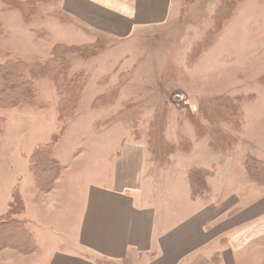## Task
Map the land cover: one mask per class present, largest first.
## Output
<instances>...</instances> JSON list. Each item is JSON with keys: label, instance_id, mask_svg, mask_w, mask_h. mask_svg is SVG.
Instances as JSON below:
<instances>
[{"label": "rangeland", "instance_id": "374dc122", "mask_svg": "<svg viewBox=\"0 0 264 264\" xmlns=\"http://www.w3.org/2000/svg\"><path fill=\"white\" fill-rule=\"evenodd\" d=\"M222 3L223 0H176L177 13L168 23V30L148 35L149 40L143 35L130 47L113 50L115 44L105 35L86 29L91 38L74 41L79 46L68 51L65 44L70 43L66 41H70L67 31L71 28L64 24L70 19L63 12L62 0H0V63L16 64L31 79L37 93L35 106L0 110L7 121L0 133V217L8 213L16 188L29 207L28 215H35L29 157L37 146L50 143L52 136L64 129L65 135L55 147V155L63 165L72 163L64 178L78 166L81 172L82 163L98 170L101 140L105 138L107 147L113 149L115 145L109 142L115 136L130 138L132 124L136 130L146 125L145 120L140 124L146 105H159L171 95L174 101L179 88L187 91L192 109L201 99L210 100L223 93L244 97L241 122L245 127L227 157L235 160L233 164L242 163L246 156L264 161V0L239 2L232 18L216 32L209 49L190 63L193 47L216 28ZM128 56L132 61L138 58L132 66ZM41 69H46V76L39 73ZM161 72L164 76H158ZM59 74L64 81L67 77L80 87L81 94L75 98L77 103L70 114L57 89ZM115 89L122 96L119 94L113 105H93L97 97H109ZM141 91L143 94L138 95ZM130 103H137L131 111ZM185 110L186 120L191 114L188 108ZM227 129L234 133L232 128ZM189 130L195 132L187 123L183 131L188 134ZM110 151L107 149V153ZM83 153L86 155L73 162ZM108 161L100 162L101 168L112 163ZM109 172L110 167L104 174L111 176ZM250 186L235 188L234 196L248 199L251 205L257 202L258 193ZM240 214L241 210H234L232 217ZM13 217L24 219L27 214ZM28 227L34 232L32 226ZM247 248L256 251L254 245Z\"/></svg>", "mask_w": 264, "mask_h": 264}, {"label": "crops", "instance_id": "0c3cea01", "mask_svg": "<svg viewBox=\"0 0 264 264\" xmlns=\"http://www.w3.org/2000/svg\"><path fill=\"white\" fill-rule=\"evenodd\" d=\"M174 1L62 0L63 12L70 19L64 26L71 28L67 31L70 41H66L70 43L65 45L79 46L74 41L89 40L87 29L105 35L115 44L113 50L130 47L143 35L148 39L152 33L168 30L177 13ZM137 59L127 57L131 66ZM177 91L182 96L178 102L171 95L159 105H146L140 120L146 125L138 126L137 131L132 124L127 128L128 139L115 136L109 142L115 145L113 149L103 138L98 170L82 163L81 172L78 166L64 178L72 163L60 162L63 171L51 192H41L34 184L32 211L35 207L36 213L28 215L29 207L24 202L27 218L23 220L34 230L37 249L29 255L5 249L0 252V264H264V184L250 182L243 162L233 164L235 160L227 157L232 150L229 154L216 152L209 137H197L190 116L198 115L200 102L209 99H201L192 109L187 91ZM119 94L122 96V92ZM221 96L239 97L225 93L215 97ZM130 104L131 111L137 103ZM184 106L191 114L186 120ZM163 109L167 112L166 140L178 147L185 138L192 145L189 152L177 149L171 163L164 167L150 152L148 134L150 122ZM243 115L244 105L242 119ZM187 123L195 132L184 133ZM228 125L223 123L221 127L238 139L244 122L240 129ZM107 149L111 151L107 153ZM83 155L73 157V162ZM106 159L112 163L101 168L100 162ZM109 167L111 176H106ZM193 170L207 172L208 194L193 195ZM244 184L252 185L258 193L257 202L250 205L248 199L234 196L235 188ZM234 210H241L240 216L232 217ZM251 245L256 251L247 248Z\"/></svg>", "mask_w": 264, "mask_h": 264}, {"label": "trees", "instance_id": "16d2710c", "mask_svg": "<svg viewBox=\"0 0 264 264\" xmlns=\"http://www.w3.org/2000/svg\"><path fill=\"white\" fill-rule=\"evenodd\" d=\"M243 0H223L220 7L216 28L209 31V34L196 44L191 53V64L194 63L202 53L209 49L211 42L217 35L216 32L222 30L225 22L229 21L236 5ZM70 50H76L77 46H68ZM32 70H29L31 72ZM43 76L47 75L46 69L39 70ZM33 76L36 73L31 72ZM59 77V78H57ZM57 89L65 99L66 113L70 114L73 106H76V97L80 94L79 84L61 74L56 76ZM61 82V83H60ZM31 79L28 78L18 66L12 62L0 63V110H7L14 107L30 108L35 106L37 96ZM119 92L113 91L109 97L101 95L96 98L94 106L112 105L118 98ZM78 96V97H79ZM77 97V98H78ZM75 99V100H74ZM244 97H215L209 101H201L198 115L190 116V120L195 127L199 139L209 137L211 148L216 152L228 154L236 145L237 140L227 134L221 125L230 124L236 129L242 127V103ZM76 102V103H75ZM131 108V104H128ZM128 108V107H127ZM6 120L0 115V133L3 132ZM167 126L166 110L157 111L149 127V148L156 162L164 167L171 163V156L177 149L189 152L191 142L182 138L178 147L171 145L165 138L164 133ZM67 124L65 125V129ZM65 135L61 129L52 136L50 143L37 146L29 157L30 172L36 188L44 193L51 192L61 176L63 167L55 155V147L60 139ZM245 172L249 180L255 183L264 184V161L253 156H246L243 159ZM207 172L204 170H193L190 175L191 186L194 196L206 195L209 188L206 183ZM25 211V204L17 188L13 191L12 201L9 204L7 214L0 217V251L5 248L17 250L29 255L36 251L37 242L33 232L29 229V222L23 219L14 218V215L22 214Z\"/></svg>", "mask_w": 264, "mask_h": 264}, {"label": "built area", "instance_id": "2783aa9c", "mask_svg": "<svg viewBox=\"0 0 264 264\" xmlns=\"http://www.w3.org/2000/svg\"><path fill=\"white\" fill-rule=\"evenodd\" d=\"M176 101L178 102L179 100L182 99V96L180 94H176L175 95Z\"/></svg>", "mask_w": 264, "mask_h": 264}]
</instances>
